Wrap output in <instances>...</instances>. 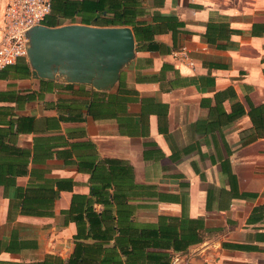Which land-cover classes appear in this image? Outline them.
<instances>
[{
  "label": "crops",
  "instance_id": "crops-1",
  "mask_svg": "<svg viewBox=\"0 0 264 264\" xmlns=\"http://www.w3.org/2000/svg\"><path fill=\"white\" fill-rule=\"evenodd\" d=\"M132 1L135 23L161 30L149 41L158 48L134 38L111 87L30 67L27 79L0 80L1 145L29 152L14 187L31 171L72 181L44 216L20 214L15 188L0 186V237L13 248L0 264L69 259L77 226L62 211L73 195L92 197L84 159L119 161L130 177L119 208L72 215L87 251L77 264H264V0Z\"/></svg>",
  "mask_w": 264,
  "mask_h": 264
},
{
  "label": "trees",
  "instance_id": "trees-1",
  "mask_svg": "<svg viewBox=\"0 0 264 264\" xmlns=\"http://www.w3.org/2000/svg\"><path fill=\"white\" fill-rule=\"evenodd\" d=\"M125 1V5H129L121 9L120 6ZM132 0H52L50 15L44 21L47 27H57L63 21L69 20L70 23H75L76 17L80 18L81 24L86 26L100 27H131L134 38L138 44L142 41H150L155 34L161 32L160 29L154 30L149 26H138L135 23V8ZM118 5V6H117ZM117 6V7H116ZM92 14H97L96 17H91ZM145 50H155L158 44L148 43L147 46H142ZM31 75L28 62L19 60L14 65L0 71V80H18L27 79ZM70 89V88H69ZM0 135V186L4 188L14 187L15 178L26 174L25 159L29 156L28 151L13 149V151L5 150L1 145ZM88 151V149H86ZM34 156H37L34 154ZM106 164V165H105ZM119 161L104 160L102 162H94L88 159L82 160L78 164V169L89 174L92 186L90 193L92 197L73 195L68 210L62 211V214L68 215V221H75L77 233L75 235L76 245L72 255L63 264H77L83 254L87 251H81L79 247V239L81 232L84 231L83 225L80 224L79 217H72L75 212L86 211L89 221L97 220L91 218L90 211L94 210L95 204H101L104 209H113L115 206H121V197L115 191H123L126 186L121 184V180L130 177V170L127 167L120 165ZM105 165V167H103ZM32 179L26 188H15V196L19 200L20 214L26 216H44L52 213L53 205L62 191L72 190V181L69 179H41L40 174L36 171H31ZM100 182L101 185L95 184ZM113 187L114 192L108 196V189ZM96 223L92 224V227ZM107 237V236H106ZM94 240L105 238V235L93 234ZM11 243L4 246L0 237V254L2 252H11ZM96 251V250H95Z\"/></svg>",
  "mask_w": 264,
  "mask_h": 264
},
{
  "label": "water",
  "instance_id": "water-1",
  "mask_svg": "<svg viewBox=\"0 0 264 264\" xmlns=\"http://www.w3.org/2000/svg\"><path fill=\"white\" fill-rule=\"evenodd\" d=\"M27 38L33 77L53 80L62 76L67 82L98 90L111 87L120 68L134 55V36L128 27L37 26Z\"/></svg>",
  "mask_w": 264,
  "mask_h": 264
},
{
  "label": "built area",
  "instance_id": "built-area-1",
  "mask_svg": "<svg viewBox=\"0 0 264 264\" xmlns=\"http://www.w3.org/2000/svg\"><path fill=\"white\" fill-rule=\"evenodd\" d=\"M52 0H8L0 22V71L19 60L28 62L27 33L45 26ZM183 58L188 60L186 55ZM189 64H192L190 61Z\"/></svg>",
  "mask_w": 264,
  "mask_h": 264
},
{
  "label": "rangeland",
  "instance_id": "rangeland-1",
  "mask_svg": "<svg viewBox=\"0 0 264 264\" xmlns=\"http://www.w3.org/2000/svg\"><path fill=\"white\" fill-rule=\"evenodd\" d=\"M65 24H66V23H65ZM65 24H64V25H65Z\"/></svg>",
  "mask_w": 264,
  "mask_h": 264
}]
</instances>
